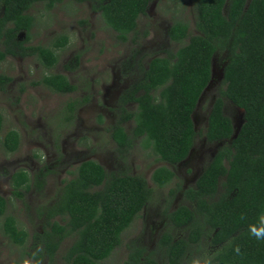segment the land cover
<instances>
[{"label": "trees", "instance_id": "obj_1", "mask_svg": "<svg viewBox=\"0 0 264 264\" xmlns=\"http://www.w3.org/2000/svg\"><path fill=\"white\" fill-rule=\"evenodd\" d=\"M194 1L199 34L192 36L183 21L174 23L170 38L181 47L151 60L144 79L121 95V114L112 138L123 156L142 138L161 161L178 165L187 160L198 135L193 115L213 79L214 57L227 52L223 87L206 130L209 143L222 145L195 185L183 191V203L168 211L156 248L133 244L125 264H264V0ZM62 2L0 0V63L9 57L34 56L45 68L55 66L58 51L69 39L61 36L52 47L30 45L36 26L30 10L42 3L52 9ZM150 3L93 0V10L127 42L137 33L139 19ZM11 81L0 73V91ZM39 84L59 94L77 91L63 74H46ZM225 100L244 111L238 132L225 113ZM86 101L68 103L66 119L71 120ZM129 122L134 124L131 134L125 126ZM3 127L0 111V145L6 152H17L20 133L11 130L3 137ZM47 177L46 169L33 177L25 170L16 172L13 195L23 199L32 190L42 192ZM174 178L167 167L158 168L152 176L162 188ZM178 190H170V201ZM152 197L145 177L109 173L89 159L80 164L55 201L38 210L42 225L32 236L16 217L7 214L9 202L2 195L0 219L13 243L26 246L31 240L28 255L34 264H54L67 239L73 240L65 255L67 264H102L122 244L124 232Z\"/></svg>", "mask_w": 264, "mask_h": 264}, {"label": "rangeland", "instance_id": "obj_2", "mask_svg": "<svg viewBox=\"0 0 264 264\" xmlns=\"http://www.w3.org/2000/svg\"><path fill=\"white\" fill-rule=\"evenodd\" d=\"M30 14L36 18L30 45L52 47L61 36L68 37L69 42L58 51V62L52 68H45L34 56L9 57L0 63V73L12 78L6 89L0 91L2 136L11 130L21 136L17 152H6L0 145V195L9 202L7 214L16 217L19 226L32 236L42 225L38 210L55 201L85 160L97 161L109 173L143 176L153 189L152 200L124 232L122 244L102 262L125 264L133 244L156 248L168 211L183 203V191L195 185L222 145L209 143L206 130L209 114L223 87L228 53L214 57L213 79L193 115L198 135L187 160L178 165L161 161L142 138L123 156L112 138L113 126L121 114L120 97L144 79L151 60L181 47L170 38V29L176 21L187 23L192 36L199 34L195 1L151 0L147 13L139 19L137 33L127 42H122L93 10V0H63L52 9L44 3L36 4ZM50 73L67 76L77 91L59 94L39 84ZM85 98L88 101L67 120V104ZM135 107V104L130 106ZM225 113L238 132L244 123V111L225 100ZM125 126L131 134L133 122ZM160 167L175 173L173 182L163 188L152 179ZM41 169L48 171L44 190H32L23 199L15 197L12 176L25 170L33 177ZM176 188H179L176 198L170 201V190ZM3 222L0 219V264L22 260L34 264L28 255L31 240L26 246L16 245L4 234ZM72 243V239L64 241L54 264H67L65 255Z\"/></svg>", "mask_w": 264, "mask_h": 264}]
</instances>
